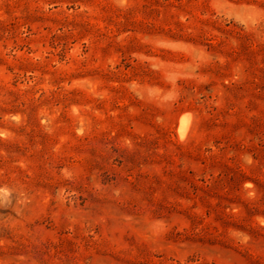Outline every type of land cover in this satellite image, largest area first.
<instances>
[{
  "label": "rangeland",
  "instance_id": "1",
  "mask_svg": "<svg viewBox=\"0 0 264 264\" xmlns=\"http://www.w3.org/2000/svg\"><path fill=\"white\" fill-rule=\"evenodd\" d=\"M0 264H264V0H0Z\"/></svg>",
  "mask_w": 264,
  "mask_h": 264
},
{
  "label": "bare ground",
  "instance_id": "2",
  "mask_svg": "<svg viewBox=\"0 0 264 264\" xmlns=\"http://www.w3.org/2000/svg\"><path fill=\"white\" fill-rule=\"evenodd\" d=\"M189 129V120L187 118H183L179 125V135L182 139L186 136Z\"/></svg>",
  "mask_w": 264,
  "mask_h": 264
}]
</instances>
